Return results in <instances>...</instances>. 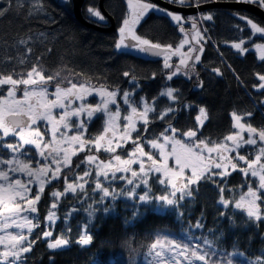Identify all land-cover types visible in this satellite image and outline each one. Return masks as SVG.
<instances>
[{
    "label": "trees",
    "instance_id": "obj_1",
    "mask_svg": "<svg viewBox=\"0 0 264 264\" xmlns=\"http://www.w3.org/2000/svg\"><path fill=\"white\" fill-rule=\"evenodd\" d=\"M98 2L84 0L81 8L84 19L87 7L98 5ZM21 4L18 6L13 0L10 10L0 17V71L15 69L26 73L37 63L36 57L39 56L45 76L60 73L50 82L51 87L67 77L73 83L96 88L103 85L120 94L129 91L133 93V102L143 98L152 105L154 101L156 111L148 114V131L145 133L144 125L140 124V132L133 134L134 139L138 134L141 136L139 142L145 147H148L147 140L159 138L169 123L178 130L177 134L196 130L195 141L204 140L209 145L222 143L234 131L233 112L240 115L246 125L250 123L258 130L264 128V90L253 87L259 85L257 74H264V63L250 50L241 55L231 47L232 43L241 40L256 42L246 22L238 18L242 14L264 27L253 16L224 9L204 11L211 12L214 19L203 22V29L207 31L201 44L203 52L199 53L200 63L195 65L191 79L178 75L168 81V71L163 67L161 57L150 59L124 55L115 50L117 29L127 14L126 0L103 1L104 10L115 24V29L109 33L83 26L74 18L72 8L68 11L61 0H21ZM0 5L7 7V0H0ZM30 9L32 15H29ZM192 16L198 18V14ZM102 25L107 26L106 22ZM184 27L190 32L189 23ZM135 31L153 43L171 45L173 49L183 40V33L160 12H150ZM40 32H44L47 39H37ZM29 36L32 39L27 45H19L20 39L28 40ZM26 47L32 48L31 54H25ZM49 48L51 52L47 50ZM20 59L25 63L20 64ZM213 68H218L221 75L212 72ZM124 71L130 72L128 78L122 75ZM133 76L135 81L129 82ZM198 80L203 81L202 89L196 87ZM67 86L65 80L62 87ZM168 86L179 89L175 93L179 99L175 102L159 96L160 91ZM4 90H0V96ZM167 106L174 107L176 111L169 113L164 120L156 118ZM199 107L206 110L207 119L201 118L203 126L196 120ZM101 128V117L94 118L87 126V138L96 136ZM214 181L201 180L192 188V196L184 198L174 210L159 213L140 206V212L136 213L130 204L120 201L115 204L113 213L100 211L91 224H87L79 211L67 216L69 208L77 200L74 195H68L60 201L55 222L47 225L45 219L53 202L51 192L63 189L61 181H53L45 186L37 205V226L29 235V241L35 243L32 251L24 254V264H147L153 254L151 245L157 239L185 233L198 220L204 225L200 233L213 242L218 253H236L251 264H256L257 260L264 264V221H254L230 207L224 209L219 202L221 186L231 189L243 185L241 173L234 172L224 180ZM224 193L230 192L226 190ZM260 196L259 205L264 210V192ZM86 224L87 231L93 234V242L89 246H80L76 241L85 234ZM44 231L53 232L49 240L63 237L70 241L69 245L51 252L47 248L49 240L42 235ZM50 255H54V261L49 259Z\"/></svg>",
    "mask_w": 264,
    "mask_h": 264
},
{
    "label": "snow or ice",
    "instance_id": "obj_2",
    "mask_svg": "<svg viewBox=\"0 0 264 264\" xmlns=\"http://www.w3.org/2000/svg\"><path fill=\"white\" fill-rule=\"evenodd\" d=\"M64 7L70 11L73 7V0H61ZM216 0H168V3L179 5L181 7H197L206 3H214ZM237 3H250L255 4L261 9H264V0H235ZM8 6L0 5V17L4 16L11 8L13 0H7ZM18 6H22L21 0H16ZM128 12L122 19L120 27L117 29L118 39L114 44L115 50L121 54L129 55L133 52L136 53H150L155 57L163 58V67L165 69H172L167 73V80L171 81L173 77L183 74L189 79L192 78L191 73L195 72V65L200 63L201 55L203 52V46L199 49L195 47H189L188 52H181V49L189 43L188 30L184 25L189 23L191 25V32L193 33L192 39L197 43L206 39L204 34L198 28V20L196 16L185 17L183 13L173 12L169 9L160 7L159 5L152 3L151 0H126ZM150 12H160L163 15L170 18V21L174 23L177 30L185 34V38L181 41L178 47L175 49L171 45H161L159 43H153L149 39L143 38L136 34V27L145 20ZM29 15H32L30 9ZM199 19L203 21H212L214 19L211 12L199 13ZM240 20L246 21V26H250L253 34H260L264 36V27L258 26L251 18H247L242 14H239ZM86 19L89 23H101L106 22V16L103 14L101 8L98 5H89L86 9ZM51 22V21H50ZM239 30L243 31L237 25ZM207 29H204L206 32ZM199 37V40H197ZM37 39L47 36L44 32H40L36 37ZM32 37L29 36L28 40L20 39L19 45H27L28 41ZM128 40L134 43H127ZM244 41L241 40L238 43H232L231 47L243 55L248 51L244 47ZM256 50L260 53L259 59L264 61V44H256ZM49 52L51 48L47 49ZM32 48L26 47L25 54H31ZM190 53H197L190 55ZM174 55H180L179 63L173 65L170 63L171 57ZM9 60L13 59L8 57ZM37 63H34L32 67L24 72H17L15 69H5L0 71V87L7 86L6 94L0 96V149H6L11 155L5 157L0 155V165H6V168H0V231L7 230L12 227L18 229L27 228L30 233L32 228L36 226L34 224L35 216L23 215V213L36 214L38 212V203L41 200V194L45 191V185L51 183L54 180L60 179V174L64 168L72 167V157L77 155L78 152L85 151L86 146L95 148L96 152L103 149L108 153H116L117 149L124 147L128 141H132L134 148L128 153V158H122L121 155L115 154L107 161L99 160L96 155H87L81 163H86L89 166L95 165V190L102 193L100 202H103L104 198L110 197L115 200L118 195H125L126 197L134 198L137 205L150 204L153 201L158 202L160 207L169 206L175 207L180 200L185 197H191L192 185H198L202 179H209L211 177L219 176L221 180L231 175L228 170L229 166L232 171L239 170L245 176L249 173L252 177L259 176V189H264V128L257 129L250 123L247 125L242 123V117L233 112L232 119L234 121V127L239 131L235 134H229L225 137L226 142H231V147L228 143H214L209 147L208 143L204 140H199L194 143H184L175 138V134L178 131L169 123L168 127L160 133L163 143L158 138L147 140L152 149L159 150L160 161L154 158L150 152H145L143 145L139 142L141 136L138 134L135 140L132 139V133H139L140 130L137 127L138 123L144 125V132L148 131L149 113L155 112L156 109L153 104L150 105L147 102L144 103L143 110L138 112L137 107L133 105L130 100V96L133 94L129 91L123 92V102L128 105L131 112L125 115L123 119L126 123L123 126V133L119 135V139H115L118 135L120 125L118 121L121 117L120 107L117 104L116 97L118 91H109L106 87L101 85L96 88L84 83H73L71 79L64 77L62 80L55 84L54 91L49 92V84L51 81L60 76L57 72L55 75L44 74L43 65L39 64L40 57H36ZM189 61H192L189 64ZM20 64H24L25 60L20 59ZM181 66L185 69L181 73ZM212 72L217 75H221L218 68H213ZM122 75L126 78L130 76L129 71H124ZM198 75V74H197ZM261 83L253 85L257 90H264V74H257ZM15 77V78H14ZM152 78H155L153 73ZM67 81L69 86L62 87V84ZM133 76L129 82H134ZM23 86V87H21ZM204 86L202 80H198L196 87L202 89ZM179 89L172 88L170 86L165 87L159 93L161 97H167L168 100L175 102L179 99L176 92ZM17 92H22V97H17ZM95 93L101 99V102L95 106L83 103L88 96ZM54 97L50 99L49 97ZM143 100V98H141ZM75 101H81L80 105L76 108H71V105ZM264 102V101H262ZM110 104H117L116 110L113 112L109 109ZM55 109L63 110L59 116L55 114ZM103 112L107 117L103 131L94 138L86 139L85 134L87 132V125L83 120H80L75 126L71 124L70 119L73 116L79 118L82 113H86L88 120L90 121L95 112ZM176 109L171 106L165 107L158 115V119L164 120L169 113H174ZM251 116L252 113H247ZM207 119L206 110L204 107H199V115L196 117L197 122L203 126L204 120ZM40 121H44L46 125L50 126L48 129L51 134V142L44 141V133L41 132L40 127L37 125ZM73 127L77 129L72 135ZM248 133V138L245 140L241 133ZM171 132L172 135H166ZM111 133V136L108 134ZM197 135L196 130L189 129L183 133V136L190 140ZM17 138V142H7V137ZM261 142L258 151L254 159L249 160L245 155H241L238 149L244 145H257V139ZM68 145V147H61L62 145ZM171 144V149L167 150V145ZM34 146L37 150L39 157L44 161L40 164L37 161V167L33 168L31 161H25L20 159V156H27L28 152L25 151V146ZM78 145L77 147H74ZM201 145L203 147H201ZM199 149V151H196ZM208 155L205 156L204 152ZM236 152V161L226 155L227 153ZM61 153H63L61 155ZM217 153V157L213 158L211 154ZM147 157V161L151 163L147 166L145 161L141 159ZM174 157L177 168H170L168 166V159ZM113 161L115 163H113ZM238 162H243L247 167L238 166ZM139 164V169L134 170L133 165ZM55 167H52V166ZM259 166L258 168L256 166ZM80 167L79 164L76 165ZM185 168L191 169V175L185 176ZM221 169L222 171L214 172L212 169ZM151 172L162 174L158 178L160 185H165L166 190L171 189L167 195L161 194L159 196L151 195L152 189L149 184V174ZM13 174H23L28 177L27 180L20 178H12ZM51 173V176H49ZM92 173V168L89 167L82 175H76L75 182H68V175L65 174L64 181L65 187L63 191L55 190L51 192V196L54 198L50 204L51 209H57L59 206V200L62 196L77 192L79 189L84 191L85 177H89ZM117 173H130V177L126 175L117 176ZM103 180L115 181L116 179L126 180V183L131 186L127 189H120V192H116L115 189L110 191V185L104 186ZM80 181H83L81 183ZM215 183V181H213ZM33 183L38 184L36 193L32 194V188L30 185ZM144 187V191L137 195L136 189ZM257 190H253L249 187L247 193L242 195L238 201L235 202L234 207L246 212L248 218H254L256 221L264 219L262 216L260 205L258 201L261 200V196ZM223 187L220 188V192L223 193ZM180 194L177 197V194ZM220 203L224 208L229 207L230 201L221 195ZM81 209L73 207L70 209V213L80 211ZM89 220L87 224H91L95 216V211L91 205L85 209ZM110 207H104L102 211L108 213L112 211ZM136 213L140 212L139 208L134 210ZM7 214V215H6ZM182 214V213H181ZM221 215H224L222 212ZM47 220L50 225L55 222L57 214L54 211H50L47 215ZM87 224L85 225V234L81 235L76 243L80 246H89L93 242V234L87 231ZM194 227L197 229L203 228L204 225L201 221H196ZM46 240H49L53 236L52 231H44L42 233ZM35 241H29L24 234H7L0 236V245H4L5 250L0 251V264H24V254L30 253ZM70 241L63 237H58L55 240H49L47 248L55 253L56 250H60L68 246ZM167 244V248L165 245ZM204 244L208 245L211 249V243L205 238ZM103 248V245H101ZM151 249L154 250L155 258H162L158 261V264H181L179 257L185 256L188 260V264H193V258L196 261H202L203 264H214L211 257L215 255L214 251H204L199 246L191 247L190 245H181L173 240L157 239L155 243L151 245ZM264 255V254H262ZM49 259L54 261V255H50ZM256 264H260L257 260Z\"/></svg>",
    "mask_w": 264,
    "mask_h": 264
},
{
    "label": "rangeland",
    "instance_id": "obj_3",
    "mask_svg": "<svg viewBox=\"0 0 264 264\" xmlns=\"http://www.w3.org/2000/svg\"><path fill=\"white\" fill-rule=\"evenodd\" d=\"M126 6H127V4H126ZM127 12H128V8H127ZM197 20L199 21L198 28H200L201 32L204 34V29H203L204 28V25H203V22H205V21L200 20L199 19V16H198ZM102 23H105V22H101V24ZM258 26L263 27V26H261L259 24H258ZM248 27H249V29L251 31L252 38L256 39L255 40L256 42L254 43V42H250V41H244L245 43H244L243 46L246 47L248 50L252 51L255 54L256 58L259 61H261L259 59L260 53L256 50L255 45L258 44V43L259 44H264V36H262L260 34H253L250 26H248ZM117 35H118V33H117ZM192 35H193V33L191 32V25H190V32H188V37H187L188 40H189V43L186 44L181 49V52L182 53L188 52L189 47H195L197 49H199V47H201V44L203 43L204 40L203 41H200V43H197L196 40H193L192 39ZM184 38H185V34L183 33V39ZM197 40H199V37H197ZM236 43H238V42H236ZM234 50L236 51V49H234ZM131 54L132 55H136V56H140V57L145 56L144 53H136V52H133ZM195 54H197V53H190V55H195ZM179 59H180V55H174V56L171 57L170 63H172L175 66V65H177L179 63ZM161 60H162V63H163V58L162 57H161ZM261 62L264 63V61H261ZM191 63H192V61H189V64H191ZM166 70L168 71V73L170 71H172V69H166ZM184 71H185V69L183 68V66H181V73H183ZM179 75H183V74H179ZM260 83H261V81H259V84ZM86 85H88V84H86ZM21 87H23V86H21ZM2 88L5 89L4 92H3L4 93L3 95H5L6 94V88H7V86L0 87V90ZM52 91H54V87H51L49 85V92H52ZM122 96H123V94H120L118 92V95L116 97V101H117V104L120 107V112H121V117H120V120L118 121V123L120 125V128L118 130V135L115 138L117 140L119 139V135L123 133V126L126 123V121L123 119V117L125 115L130 114V112H131V110L128 107V105H125L124 104L123 99H122ZM17 97L18 98L22 97V92H17ZM49 98L50 99H53L54 97H51L50 96ZM132 98H133V94L130 96L131 102L133 103V105L135 107H137L138 112L142 111L145 101L142 100V99H140L139 102L138 101H136V102L134 101L133 102V99ZM100 102H101L100 97L98 95H96L95 93H93L92 95L88 96L87 99L85 101H83V103L90 104L92 106H95V105L99 104ZM80 103H81V101H75L71 105V108L78 107L80 105ZM117 104H110L109 105V109L114 112L116 110ZM62 111L63 110H61V109H55L54 110V112L57 115V117L59 116V114ZM96 117H101V119H102V128H101V131L98 133V134H100L103 131V128L105 126V121L107 119V117L105 116V114L102 111L101 112H95L94 115H93V117H92V119L90 121L88 120L86 113H82L79 118H77L76 116L71 117L70 122H71L72 125L75 126L76 124L79 123L80 120H83L86 123V125L88 126L90 124V122L94 118H96ZM241 122H242V120H241ZM140 124H142V123H138L137 124V127ZM37 126L40 127L41 132L44 133V141L45 142H51V139L52 138H51L50 131L48 130L50 128V126L46 125V123L44 121H40ZM233 127H234V121H233ZM76 131H77V129L75 127H73L72 132H69L68 134L69 135H72ZM238 131L239 130L234 127V131H233L232 134H235ZM134 133H132V139L133 140H135L133 138V134ZM166 135H172V133L171 132H168V133H166ZM241 135L243 136V138L245 140L248 138V133L246 131L243 132V133H241ZM96 136H94V137H96ZM108 136H111V133H109ZM85 138L88 139L87 138V133L85 134ZM175 138L181 140L184 143H194V142H196L194 138L190 140L189 138L183 136V133H181V134H177L176 133L175 134ZM5 139H6L7 142H12V143L17 142V138L12 137V136L7 137ZM158 139H159V141L161 143H163L162 138L159 137ZM256 139H257V145H255V146H252V145H244L243 147H241V148L238 149V152L241 155H245L249 160L254 159V157H255V155H256V153L258 151V148L260 146H262L261 145V142L259 141V138L256 137ZM224 142H226L225 139H224V141L222 143H224ZM226 143H228V145L231 147V142H226ZM147 145H148V147H145L143 145L144 151L145 152H150L151 154H153V156H154L155 159H157L158 161H160L159 150L158 149H152L151 146H150V144H148V143H147ZM211 146H213V145H209V147H211ZM61 147H68V145L65 144V145H62ZM74 147H77L78 148V145H76ZM90 147L91 146H86L85 151L78 152L77 155L73 156L72 157V167L71 168H64L63 171L60 174V179L59 180H54L56 182L61 181L62 182V185H63V189H64V187H65V181H64L65 174L72 173V174L68 175V182H75L76 181V175H82L85 170H88L89 169V167L92 168L91 175L89 177H85V180L87 181V183H85L84 191L81 192L79 189H77V192L75 194L68 193V194L62 196L60 198V200H59V204H60V201L63 198H65L66 196H68V195H74V197H76L77 200H76L75 205L73 207L78 208V209H81L79 212H81L84 215V217H85V219H86L87 222L89 220V217H88L87 211L85 209H87V207L89 205H91L92 209L95 211V216L100 211L103 212L102 209L104 207H110L111 209L114 210L115 204H117L120 201L121 202H124V203L130 204L132 206L133 210H135L136 208H139L140 206H147V207L151 208L152 210H154L156 212L164 213L166 211H171V210H174L176 208V206L175 207H169V206H166V205L163 206V207H160L159 206V203L158 202H155V201H153L150 204L137 205L134 198L126 197L125 195H118L115 200H113L111 198V196H110V197L104 198L103 202H100V199L102 197V193L100 191H98V190H95V165L93 164L92 166H89L86 163H81V161H83L87 155H96V156H98L99 160H102L104 162H107L112 157V155H115V154L121 155L122 158H125L126 159V158H128V153L134 148V144L132 143V141H128L124 145V147L117 149L116 153H114V154L105 152L103 149H101V151H99V152H96L95 151V148H91V151H89V148ZM201 147H203V146L201 145ZM170 149H171V144H168L167 145V150H170ZM0 150H1L0 151V155L5 156V157H10L11 154L6 149H0ZM25 151L28 152V155L27 156H20L19 158L22 159V160H25V161H31L33 168H36L37 167V161H39L40 164H43L44 163V161L39 157V155L37 153V150L35 149L34 146H31V145L25 146ZM196 151H199V149H196ZM62 154L63 153H61V155ZM204 155L207 156L208 153L205 151L204 152ZM211 155H212L213 158H216L217 157V153H213ZM226 155L229 157V159H232L233 162H237L236 159H235L236 152L227 153ZM141 159H143L145 161L146 168H147V166L151 162L150 161H147V157H142ZM77 160H78V162L77 163H74ZM261 162L264 163V158H262V161ZM113 163H115V162L113 161ZM77 164L80 165L79 168L76 167ZM168 166L170 168H177V170H178V166L175 164L174 157H170L168 159ZM238 166L247 167V165L243 164V162H238ZM6 167H7L6 165H0V168H6ZM52 167H55V166L53 165ZM132 167H133L134 170H137L138 171L139 164H135ZM256 167L258 168L259 166L257 165ZM228 170L231 172V174L234 173V172L241 173L239 170L232 171L231 168H230V166H229V169ZM212 171L218 172V171H222V170L221 169H215V168H213ZM10 175H12V178L13 179H15V178H20L22 180L29 179L28 177L24 176L23 174H15V175H13V174L10 173ZM121 175H126V176H129L130 177V173H127V174L117 173V176L118 177L121 176ZM161 175L162 174L155 173V172H151L149 174V176H150V178H149V184H150L151 189H152L151 195H153V196H159L161 194L167 195L168 192L171 191V189H167L166 190V186L165 185H160L158 183V178L161 177ZM190 175H191V169L190 168H185V176H190ZM241 175H242V177L244 179L243 185L238 186V187H235V188H231V189L226 188L224 185L221 186V187H223L224 191L229 190L230 193L229 194L228 193L225 194L224 191H223V193L220 192V197H221V195H223L224 198H226V199H228L230 201L229 207L231 209L240 211V212H242L247 217L246 212H244V211H242L240 209H236L234 207V204H235L236 201H238L240 199V197L242 195H244V194L247 193V190H248L249 187H252L253 190L259 189V176L252 177L250 173H249L248 176H245L243 173H241ZM49 176H51V173H49ZM219 179H220L219 176H215V177H211L209 179H202V180H209V181L216 180V181H218ZM101 180H102L104 186H109L110 185V191L112 189H115L116 192H118V193L120 192V189H122V188L123 189H127V188H130L131 187V186H129L126 183V180L116 179L115 181H111V180H103L102 177H101ZM80 182L83 183V181H80ZM48 184H50V183H47L45 186H47ZM194 186L195 185H192L190 190H192V188H194ZM30 187L32 188V194L34 195L36 193L37 189H38V184L33 183L32 185H30ZM220 188H219V190H220ZM63 189H61L60 191H63ZM143 191H144L143 185H141L140 188L136 189L137 195L141 194ZM262 192H264V189H259L258 194L260 195V193H262ZM179 195L180 194L178 193L177 194V197H179ZM53 200H54V198H53ZM181 201L182 200H180L178 204H180ZM258 204H259V201H258ZM73 207H70L69 208V211L67 213V216L73 215V213H75V212L70 213V209H72ZM113 210L110 211V212H108V213H113L114 212ZM50 211H54L57 214V209H51L49 207V212ZM261 213H262V216H264V210L261 209ZM23 215H28L30 217L35 216L34 224L37 226V223H36L37 222L36 221V219H37L36 218V214L23 213ZM95 216H94V218H95ZM94 218H93V220H94ZM252 220L256 221L254 218H252ZM261 220L264 221V219H261ZM45 222H46L47 225H50V223L47 220V218L45 219ZM36 226H34L32 228V231L36 228ZM18 233L24 234L28 238V240H29L30 233L27 231V228L18 229L16 227H12V228H9L7 230L0 231V236L7 235V234H18ZM205 238L206 237H204V235H202L200 233V229H197L195 227H189V230L187 232L182 233L180 235H176V236L171 237V238H164L163 240H169L170 239V240H173L176 243H179L181 245H185V244L190 245V250H191V247H195V246L198 245L201 250H204V251H214L215 252V255H213L211 257V260H212V262H214V264H251V262H248V261L246 262L242 258V256H240L239 254H236V253H227L225 255H222V254L218 253L219 251H217V249L214 247L213 242H210L209 239L206 238L211 243V249H209L208 245H205L204 244V239ZM165 247L167 248V244L165 245ZM4 250H5L4 245H0V251H4ZM150 259L151 260L147 264H158V261H161L163 259V257L162 258H155V256H154V250H153V254H152V257ZM179 260H180L181 264H188V260H187V258L185 256H180L179 257ZM193 264H203V262L202 261H196L193 258Z\"/></svg>",
    "mask_w": 264,
    "mask_h": 264
},
{
    "label": "water",
    "instance_id": "obj_4",
    "mask_svg": "<svg viewBox=\"0 0 264 264\" xmlns=\"http://www.w3.org/2000/svg\"><path fill=\"white\" fill-rule=\"evenodd\" d=\"M103 1L104 0H99L98 6L101 8L103 14L107 18L106 19L107 26H103L100 23H89L88 20L82 17L81 8H82L84 0H73L72 13H73L74 18L87 28H90V29H93L99 32H103V33H109L113 31L115 29V24H114L113 19L104 10ZM151 2L159 5L162 8L169 9L173 12L183 13L185 17L197 15L209 9H224V10L244 12L246 14L253 16L254 18L258 19L260 22L264 24V9H261L255 4L237 3L235 2V0L216 1L214 3H206V4L201 5L199 8L195 6L181 7L179 5L168 3L167 0H151ZM127 43H134V42L131 40H128ZM144 54L147 58H150V59L160 58V57L152 56L150 53H144Z\"/></svg>",
    "mask_w": 264,
    "mask_h": 264
},
{
    "label": "crops",
    "instance_id": "obj_5",
    "mask_svg": "<svg viewBox=\"0 0 264 264\" xmlns=\"http://www.w3.org/2000/svg\"><path fill=\"white\" fill-rule=\"evenodd\" d=\"M127 7V6H126Z\"/></svg>",
    "mask_w": 264,
    "mask_h": 264
}]
</instances>
